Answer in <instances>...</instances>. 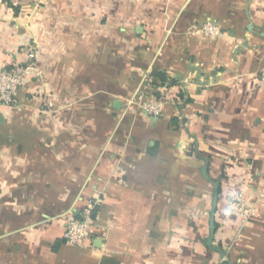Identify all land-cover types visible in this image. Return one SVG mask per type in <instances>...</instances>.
<instances>
[{
    "label": "crops",
    "instance_id": "0c3cea01",
    "mask_svg": "<svg viewBox=\"0 0 264 264\" xmlns=\"http://www.w3.org/2000/svg\"><path fill=\"white\" fill-rule=\"evenodd\" d=\"M11 3L0 69L36 51L43 76L0 108V264H264V0ZM207 19L219 36L195 32ZM154 69L177 81L159 118L126 109L153 97ZM204 158L227 260L207 245ZM241 191L256 201L246 221L224 213ZM93 199L90 240L67 243Z\"/></svg>",
    "mask_w": 264,
    "mask_h": 264
},
{
    "label": "built area",
    "instance_id": "2783aa9c",
    "mask_svg": "<svg viewBox=\"0 0 264 264\" xmlns=\"http://www.w3.org/2000/svg\"><path fill=\"white\" fill-rule=\"evenodd\" d=\"M140 1V0H135ZM195 32L207 36H219L222 31L219 24L207 19ZM36 51H29L25 61L18 67L4 66L0 69V108L12 110L17 105V95L21 86L26 80L40 79L43 76L42 70L36 62ZM259 80L264 83V65L258 74ZM169 96L161 91L158 98L145 99L142 93L131 97L126 103L127 110L137 108L149 118H159L165 113V106ZM48 107L53 108V101L48 100ZM100 203L99 199L91 200L82 212L80 218L70 217L66 224L64 239L67 243L76 246H84L92 235L94 225V209ZM224 213L226 217L239 215L244 221L256 213V201L241 191L232 195L226 204Z\"/></svg>",
    "mask_w": 264,
    "mask_h": 264
},
{
    "label": "water",
    "instance_id": "95a60500",
    "mask_svg": "<svg viewBox=\"0 0 264 264\" xmlns=\"http://www.w3.org/2000/svg\"><path fill=\"white\" fill-rule=\"evenodd\" d=\"M204 161L205 164L202 167V175L213 187V202H212V209L210 212V219H209V238L207 241V245L209 246L210 249L218 252L223 260H227L228 252L222 247L216 246L214 244V238L216 234V212L220 201L221 182L211 177L209 173V164H210L209 159L204 158Z\"/></svg>",
    "mask_w": 264,
    "mask_h": 264
},
{
    "label": "trees",
    "instance_id": "16d2710c",
    "mask_svg": "<svg viewBox=\"0 0 264 264\" xmlns=\"http://www.w3.org/2000/svg\"><path fill=\"white\" fill-rule=\"evenodd\" d=\"M6 1H8V3L11 6H14L11 3V0H6ZM15 8L17 9V7H15ZM176 83H177L176 79H173V78L169 77V75L167 74V72L165 70H163V69H154V71L151 74L150 87L152 88V91H151L150 94H152L153 97L158 98L161 95V88L166 87L167 85L168 86H172V85H174ZM178 96L180 98H185L184 93L181 92V91L179 92ZM187 101H189V99H187ZM221 194H222V188H220V200H221ZM97 209H98V207H96L94 209V211H93L94 212V217H95V213L97 212ZM82 212H80V214L76 218H80L81 215H82ZM218 228H219V223L216 222V232L218 231ZM223 264H231V263L229 261H224Z\"/></svg>",
    "mask_w": 264,
    "mask_h": 264
},
{
    "label": "rangeland",
    "instance_id": "374dc122",
    "mask_svg": "<svg viewBox=\"0 0 264 264\" xmlns=\"http://www.w3.org/2000/svg\"><path fill=\"white\" fill-rule=\"evenodd\" d=\"M209 191H211V188H209Z\"/></svg>",
    "mask_w": 264,
    "mask_h": 264
}]
</instances>
